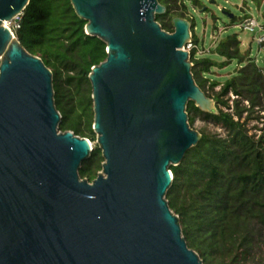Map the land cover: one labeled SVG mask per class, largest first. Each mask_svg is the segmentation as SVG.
<instances>
[{
  "label": "water",
  "instance_id": "water-1",
  "mask_svg": "<svg viewBox=\"0 0 264 264\" xmlns=\"http://www.w3.org/2000/svg\"><path fill=\"white\" fill-rule=\"evenodd\" d=\"M29 1L0 0V264H204L166 200L169 167L201 137L187 103L217 113L183 50L189 22L166 33L156 0H70L106 46L88 75L103 159L89 182L78 171L92 143L58 131L52 73L5 25Z\"/></svg>",
  "mask_w": 264,
  "mask_h": 264
},
{
  "label": "trees",
  "instance_id": "trees-1",
  "mask_svg": "<svg viewBox=\"0 0 264 264\" xmlns=\"http://www.w3.org/2000/svg\"><path fill=\"white\" fill-rule=\"evenodd\" d=\"M85 24L69 0H30L12 32L52 73L54 106L61 116L58 131L95 142L88 75L105 60L106 46L85 34ZM192 41L198 43L194 34ZM238 45L235 35L218 43L214 52L225 58L220 64L195 59V51L190 53L193 79L204 93L202 76L211 67L224 68L233 58L243 65L222 84H209L213 96L205 94L215 102L216 114L202 112L192 102L186 105L190 126L195 120L211 122L224 135L200 134L181 163L169 167L173 180L166 193L168 206L179 217L188 248L204 264H264V252L261 260L253 262V250L264 246V126L258 134H249L245 126L254 113L252 118L264 124V70L250 58L243 60ZM215 87L219 90L213 91ZM102 161L95 144L81 164L80 179L92 181Z\"/></svg>",
  "mask_w": 264,
  "mask_h": 264
},
{
  "label": "rangeland",
  "instance_id": "rangeland-1",
  "mask_svg": "<svg viewBox=\"0 0 264 264\" xmlns=\"http://www.w3.org/2000/svg\"><path fill=\"white\" fill-rule=\"evenodd\" d=\"M197 2L198 7L195 9L193 2ZM192 3V4H191ZM188 15L192 17V23L194 25L193 34L197 39L198 46L203 52L199 55V58L207 59L213 63H223L225 58H222L215 54L214 49L218 43L229 36L235 35L239 42L238 52L243 60L250 58L256 65L264 70V46L257 43V36L259 32L247 33L241 31L237 26L244 17L251 16L258 21L261 25H264V0H214L213 4H210L208 0H189L185 3ZM199 9H205L202 13H199ZM233 16V19H229L224 13ZM13 23V22H12ZM11 29L12 25L9 23L5 24ZM198 59V57L196 58ZM243 64L238 62L237 59L233 58L224 68L219 69L218 67H211L210 71L204 74L202 77L206 79L203 85L205 93L212 98L213 92L209 88L211 82H217L222 84L226 79L230 78L236 70L242 67ZM219 87H215L213 91H218ZM230 101L233 98L230 95ZM226 99V98H225ZM216 107V105H215ZM225 112H230L224 107H219ZM262 112H259L261 115ZM245 115L243 114L241 121H244ZM256 114H252L251 119L246 120V128L249 134L257 133L258 129L264 126L261 119H254L252 117ZM193 130H196L200 134H218L224 135L223 130L214 125L211 122H202L195 120L191 125ZM91 142V141H90ZM95 145V142H91ZM260 240V238H259ZM255 248L253 250L254 259L253 262L257 263L261 260L264 252V246Z\"/></svg>",
  "mask_w": 264,
  "mask_h": 264
},
{
  "label": "flooded vegetation",
  "instance_id": "flooded-vegetation-1",
  "mask_svg": "<svg viewBox=\"0 0 264 264\" xmlns=\"http://www.w3.org/2000/svg\"><path fill=\"white\" fill-rule=\"evenodd\" d=\"M158 5L164 8L163 13L161 14H154V21L160 26V28L165 31L166 33H172L174 30L173 27V20L175 18L183 19L189 22L190 24V36H193L194 25L192 23V17L188 15V11L186 8L185 3L189 0H156ZM210 3V0H208ZM196 2V1H195ZM71 5V2L69 0ZM192 4V3H191ZM198 3L196 2V8H199ZM72 7V5H71ZM73 9V8H72ZM74 11V10H73ZM205 9H199V13H202ZM75 13V12H74ZM190 38V39H191Z\"/></svg>",
  "mask_w": 264,
  "mask_h": 264
},
{
  "label": "built area",
  "instance_id": "built-area-1",
  "mask_svg": "<svg viewBox=\"0 0 264 264\" xmlns=\"http://www.w3.org/2000/svg\"><path fill=\"white\" fill-rule=\"evenodd\" d=\"M19 21V16H18ZM17 22H11L9 24L12 25L11 31L15 28H18ZM241 31L247 32V33H255L259 32V35L257 36V43L261 46H264V25H261L258 23L256 19H254L251 16L244 17L242 21L237 26ZM183 50L187 51L189 54L193 51H195V59L200 57L199 55L203 52L198 46V43H194L192 41V38L190 41L183 47Z\"/></svg>",
  "mask_w": 264,
  "mask_h": 264
},
{
  "label": "bare ground",
  "instance_id": "bare-ground-1",
  "mask_svg": "<svg viewBox=\"0 0 264 264\" xmlns=\"http://www.w3.org/2000/svg\"><path fill=\"white\" fill-rule=\"evenodd\" d=\"M6 24V23H5Z\"/></svg>",
  "mask_w": 264,
  "mask_h": 264
},
{
  "label": "clouds",
  "instance_id": "clouds-1",
  "mask_svg": "<svg viewBox=\"0 0 264 264\" xmlns=\"http://www.w3.org/2000/svg\"><path fill=\"white\" fill-rule=\"evenodd\" d=\"M13 33V32H12Z\"/></svg>",
  "mask_w": 264,
  "mask_h": 264
}]
</instances>
